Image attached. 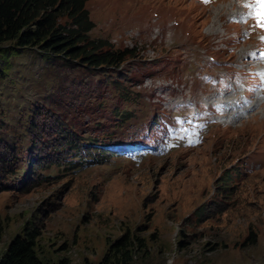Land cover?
Listing matches in <instances>:
<instances>
[{"label": "rangeland", "instance_id": "obj_1", "mask_svg": "<svg viewBox=\"0 0 264 264\" xmlns=\"http://www.w3.org/2000/svg\"><path fill=\"white\" fill-rule=\"evenodd\" d=\"M210 1L90 0V37L136 50L117 73L50 63L39 47L13 54L0 76V121L9 128L4 138L17 143L10 160L19 169L0 191V259L37 228L44 264H102L127 234L142 240L133 264H264V103L228 124L181 118L195 103L245 96L239 75L218 86L205 75L261 66L258 55L245 60L264 44L250 24L231 20L238 3ZM36 103L96 142L106 160L42 170L59 177L50 182L39 170L28 179L37 164L28 133ZM142 130L151 132L139 139ZM50 138L57 143L54 130Z\"/></svg>", "mask_w": 264, "mask_h": 264}, {"label": "trees", "instance_id": "obj_2", "mask_svg": "<svg viewBox=\"0 0 264 264\" xmlns=\"http://www.w3.org/2000/svg\"><path fill=\"white\" fill-rule=\"evenodd\" d=\"M89 1L0 0V43L11 41L14 44L8 49H0V76L6 74L13 54L28 47H39L41 55L50 63L62 59L74 66L117 73L136 50H116L109 41L90 37L95 24L86 7ZM29 114L28 133L37 164L36 171H31L28 179L38 170L42 174L44 169L67 166L65 170L70 172L81 164L97 165L106 160V151L97 147L94 141H85L57 112L44 104L36 103ZM131 116L132 113H125V118ZM8 129L7 124L0 121V191L8 189V183L19 169L10 160L11 157L17 158V143L15 141L14 145L13 140L4 138ZM52 130L57 134L56 144L50 138ZM75 157L81 161L69 160ZM56 178L59 177L43 175L41 181L50 182ZM2 236L3 227L0 226V241ZM38 238L37 228L25 232L24 236H17L8 245L0 264H44L36 252ZM141 241L135 235L123 236L110 247L102 264H133L132 249Z\"/></svg>", "mask_w": 264, "mask_h": 264}, {"label": "snow or ice", "instance_id": "obj_3", "mask_svg": "<svg viewBox=\"0 0 264 264\" xmlns=\"http://www.w3.org/2000/svg\"><path fill=\"white\" fill-rule=\"evenodd\" d=\"M256 2L259 5L258 18L260 21V27L264 28V0H256ZM261 39L264 40V37H262Z\"/></svg>", "mask_w": 264, "mask_h": 264}, {"label": "bare ground", "instance_id": "obj_4", "mask_svg": "<svg viewBox=\"0 0 264 264\" xmlns=\"http://www.w3.org/2000/svg\"><path fill=\"white\" fill-rule=\"evenodd\" d=\"M224 98V97H223ZM210 100V99H209ZM230 115V114H229ZM226 123H228V122H226Z\"/></svg>", "mask_w": 264, "mask_h": 264}]
</instances>
